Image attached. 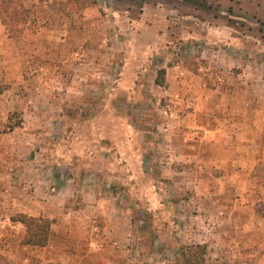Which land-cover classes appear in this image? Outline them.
I'll list each match as a JSON object with an SVG mask.
<instances>
[{
	"label": "rangeland",
	"instance_id": "374dc122",
	"mask_svg": "<svg viewBox=\"0 0 264 264\" xmlns=\"http://www.w3.org/2000/svg\"><path fill=\"white\" fill-rule=\"evenodd\" d=\"M259 201L264 0H0V264H260Z\"/></svg>",
	"mask_w": 264,
	"mask_h": 264
},
{
	"label": "trees",
	"instance_id": "16d2710c",
	"mask_svg": "<svg viewBox=\"0 0 264 264\" xmlns=\"http://www.w3.org/2000/svg\"><path fill=\"white\" fill-rule=\"evenodd\" d=\"M164 67L156 70L154 83L157 85L165 84ZM256 210L261 216H264V201H259L256 204ZM12 220H17L24 224L25 235L23 242L25 244L45 245L49 236L50 221L46 217H35L31 215H19L13 217ZM206 245L196 243L189 245H181L180 259L178 264H205Z\"/></svg>",
	"mask_w": 264,
	"mask_h": 264
},
{
	"label": "crops",
	"instance_id": "0c3cea01",
	"mask_svg": "<svg viewBox=\"0 0 264 264\" xmlns=\"http://www.w3.org/2000/svg\"><path fill=\"white\" fill-rule=\"evenodd\" d=\"M212 102H213V100L211 98H208L206 100V103L208 105H210ZM188 116H191L190 118H192V120H196L197 118H200L199 115H198V113H196V112L195 113L190 112L188 114ZM222 127H223V125H222ZM180 130H182V129H180ZM191 135H192V137H191ZM217 135L221 136L220 138L222 140L224 139L223 140L224 143L221 141L223 143V145H222L223 146L222 151H225V152H236L238 150L239 147L236 144H234L231 141V139H229V141H228V139L226 140V138H224V135L227 136V134H221V135L220 134H217ZM217 135H216V133H213L211 135L212 139H214L215 137H217ZM195 136H196L195 134H190V137H188V138H190V140L192 139V141H182L179 138L180 140L179 141L177 140V142H175L173 140V138H171V139H172V143H176L177 146H184V147H186L189 153L194 154V155L197 154L196 155L197 157L195 159L196 166L194 165L193 168L201 170L203 168L201 166L202 164L201 163H198V162H202V154H203L202 152H204V149L205 148H202V141H200V137H198V136L195 137ZM230 137H231V135L229 137H227V138H230ZM196 141H198V142H196ZM209 142H211V141H209ZM206 150L208 151L209 148L206 147ZM174 151H176V150L174 149ZM174 153H173V155H175ZM112 197H115V195L112 196ZM27 246H29V245H27ZM40 259H41L42 262L44 261L43 262L44 264L47 263L48 260H49V258L47 256L43 255V254L40 255ZM63 259L65 260L66 258H63ZM84 261H85V259H84ZM259 262H260V264H264V253L259 258ZM86 264H88V262Z\"/></svg>",
	"mask_w": 264,
	"mask_h": 264
}]
</instances>
